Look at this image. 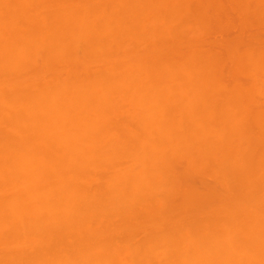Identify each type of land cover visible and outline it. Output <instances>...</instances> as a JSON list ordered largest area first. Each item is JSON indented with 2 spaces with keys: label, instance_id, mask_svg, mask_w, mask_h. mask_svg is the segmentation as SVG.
Segmentation results:
<instances>
[{
  "label": "clouds",
  "instance_id": "clouds-1",
  "mask_svg": "<svg viewBox=\"0 0 264 264\" xmlns=\"http://www.w3.org/2000/svg\"><path fill=\"white\" fill-rule=\"evenodd\" d=\"M0 264H264V0H0Z\"/></svg>",
  "mask_w": 264,
  "mask_h": 264
}]
</instances>
